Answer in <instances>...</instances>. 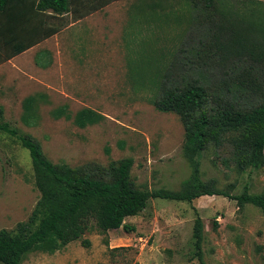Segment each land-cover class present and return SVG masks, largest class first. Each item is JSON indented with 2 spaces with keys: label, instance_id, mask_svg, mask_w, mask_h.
Here are the masks:
<instances>
[{
  "label": "rangeland",
  "instance_id": "1",
  "mask_svg": "<svg viewBox=\"0 0 264 264\" xmlns=\"http://www.w3.org/2000/svg\"><path fill=\"white\" fill-rule=\"evenodd\" d=\"M134 1L120 2L114 9L125 11ZM157 1L156 28L132 24L128 29L123 21L109 26L107 46L102 48L119 58L103 62L106 71L96 70V64L91 73L80 71L81 88L72 99L45 89V103L32 105L28 100L36 98L35 88L21 86L20 75L11 71L0 74V120L36 138L56 164L109 165L132 158L137 188L181 191L192 173L183 153L185 128L177 114L161 112L154 103L166 70L187 38H194L203 49L201 35L208 29L217 31L219 20L202 14L201 33L193 23L196 13L190 0ZM221 1L234 14L246 11L250 2L264 7V0ZM224 34L231 36L229 31ZM206 36L212 39V32ZM63 105L68 107L65 112L59 109ZM87 107L107 119L82 127ZM204 150L199 156L204 181L232 196L244 191L264 194V166L241 171L228 144ZM39 199L29 152L1 134L0 230L27 221ZM198 217L204 224V264H264L263 213L252 205L240 209L235 200L223 196H204L191 203L152 199L143 213L126 219L127 225L135 227L133 232L123 228L103 232L92 223L80 240L66 246H40L21 264H201L194 238Z\"/></svg>",
  "mask_w": 264,
  "mask_h": 264
},
{
  "label": "trees",
  "instance_id": "2",
  "mask_svg": "<svg viewBox=\"0 0 264 264\" xmlns=\"http://www.w3.org/2000/svg\"><path fill=\"white\" fill-rule=\"evenodd\" d=\"M118 1L123 0H0V66ZM190 3L196 28L204 33L201 15L205 14L218 18L217 31L208 29L201 35L203 49L194 38H187L166 70L154 103L161 112L177 114L184 125L183 153L192 173L183 189L137 188L132 158L109 165L56 164L36 138L0 120V135L29 152L40 193L27 221L12 230H0V263L21 264L43 245H69L80 240L92 223L103 232L121 228L133 232L135 227L127 225L126 219L143 213L152 199L191 203L204 196H223L235 200L240 209L252 205L264 215V194L244 191L232 196L218 190L203 180L199 161L205 148L228 144L241 171L264 166V7L250 2V8L234 14L221 0ZM228 31L231 36L224 34ZM210 32L212 39L206 36ZM86 111L82 127L103 120ZM203 231V220L198 217L194 238L201 264Z\"/></svg>",
  "mask_w": 264,
  "mask_h": 264
},
{
  "label": "crops",
  "instance_id": "3",
  "mask_svg": "<svg viewBox=\"0 0 264 264\" xmlns=\"http://www.w3.org/2000/svg\"><path fill=\"white\" fill-rule=\"evenodd\" d=\"M123 1L126 2L127 0ZM123 1L112 3L82 20L69 24L55 36L2 64L0 74L11 71L15 75H20L21 86L27 89L35 88L37 93L33 102L36 103V106L45 103L43 100L45 99L44 95H47L44 93L45 89L62 96H68L70 99L74 98L73 93L77 88H81L80 71L84 75L91 73L92 64L97 65L96 70L106 71L104 67H101L102 63L118 59L120 56L110 53L109 49L105 48L104 51L102 48L107 46L106 31L110 25L115 26L120 21L122 24L123 21L122 25H127L126 28L128 29L132 24L138 27L144 25L146 30L156 28L154 26L156 24L154 10L160 5L159 1L135 0L130 6L131 9L116 11L114 9L115 4ZM124 19L129 20V22H125ZM49 76H52L53 80L47 82L46 78ZM42 96L43 98H41ZM59 109L65 112L68 107L63 105ZM85 109L101 115L103 120L107 119L93 108L87 107ZM90 125L95 124L88 126Z\"/></svg>",
  "mask_w": 264,
  "mask_h": 264
}]
</instances>
